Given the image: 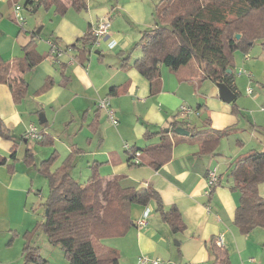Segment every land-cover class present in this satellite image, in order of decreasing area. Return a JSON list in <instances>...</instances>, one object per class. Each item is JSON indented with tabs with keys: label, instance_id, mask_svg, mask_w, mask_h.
Segmentation results:
<instances>
[{
	"label": "crops",
	"instance_id": "0c3cea01",
	"mask_svg": "<svg viewBox=\"0 0 264 264\" xmlns=\"http://www.w3.org/2000/svg\"><path fill=\"white\" fill-rule=\"evenodd\" d=\"M13 1L7 0L11 9L9 13L0 5V56L9 61L21 57V47L33 38L34 47L42 59L25 72L27 91L19 102H14L8 86L0 82V119L10 134L9 139L0 137V154L8 157L14 145L17 159L9 164V158V165L0 164L1 264H23L24 233L30 232L36 222L42 220L35 208L36 182L42 175L37 165L57 150L53 148L48 155L42 156L38 164L35 160L34 165L28 164L22 159L26 147L33 151L23 133L28 123L35 122V114L38 120L40 112L44 114L46 123H38L42 126V136L38 141L53 143L54 135H57L58 147L62 146L67 151L65 156L77 151L73 166L82 159L86 161L88 169L75 171L74 176L71 171L75 180L83 182L81 174L86 180L92 166L104 178L124 174L122 185L151 184L158 190L165 208L172 205L178 208L185 229L177 232L181 235L175 243L181 255H184L182 246L190 249L191 254L186 257L188 261L211 264L214 257L211 247L215 246L227 252L230 264H264V228L254 227L243 233L233 223L239 191L234 184H223L222 178V170L225 168L229 174L233 160L223 162L220 159L222 152L203 150L202 135L205 133L180 135L172 132L169 126L171 121L182 120L193 130L205 132L214 128L229 131L235 128L233 125L238 113L230 102L219 97L216 82L202 77L196 63L176 70L161 65L159 85L153 93L149 81L134 65L141 52L133 47L141 31L153 25L158 0H86V6L81 10L70 6L69 0H62L67 4L63 13L57 12L53 4H28L36 7L35 18L18 26L17 32L15 24H19L12 13ZM41 7L48 19L41 18ZM3 13H7V18ZM103 18L110 20L108 34L99 45L88 43L84 49L83 41L78 39ZM40 23L41 31L47 28L42 45L39 43L40 29L36 32ZM109 39H114L116 46L110 52L103 51L102 47H107ZM127 53L129 58L121 65L120 60ZM46 80L49 85L44 88ZM111 86H116L117 91L108 94ZM101 98H106L108 106L114 110L118 124H112L106 110L98 104ZM180 105L189 107L191 111L188 114L180 112ZM49 115L58 116V133L51 130ZM160 128L169 133L172 142L170 158L158 169L148 164H142L138 170L133 169L124 143L129 147L156 144L158 135L145 138L144 133ZM259 149L262 148L256 150ZM213 167L217 170L219 183L206 193L205 175ZM258 192L264 197V183L259 184ZM129 210L135 223L147 210V224L136 223L124 237L134 244L136 253L171 252L170 237L177 234H172L161 219L154 202L145 206L133 203ZM41 232H33L30 242L38 247L42 256L41 247L48 250L51 245L45 234L40 235ZM219 236L220 246L216 244ZM103 242L120 253L124 252L123 241L116 240V237L105 238ZM7 250L8 257H4L1 252Z\"/></svg>",
	"mask_w": 264,
	"mask_h": 264
},
{
	"label": "trees",
	"instance_id": "16d2710c",
	"mask_svg": "<svg viewBox=\"0 0 264 264\" xmlns=\"http://www.w3.org/2000/svg\"><path fill=\"white\" fill-rule=\"evenodd\" d=\"M53 4L57 12L63 13L67 4L62 0H26L24 5ZM68 4L76 10L84 9L86 0H69ZM32 8V7H30ZM239 33V37H236ZM257 37H264V0H158L155 4L153 25L141 31L136 43L140 55L134 60L138 72L144 76L153 93L159 85L160 66L171 70L190 63H196L202 77L214 82H224L235 94L231 67V52L237 47L245 48ZM83 48L91 42L90 32L83 35ZM264 47V42H263ZM22 56L12 60L0 56V82L5 83L14 102H19L27 91L24 74L42 59L34 47V39L22 47ZM129 54L120 62L124 65ZM48 81L44 83V88ZM49 85V84H48ZM117 91L111 86L109 93ZM236 112L238 108L232 105ZM184 118V117H183ZM46 123V122H45ZM44 124V123H43ZM173 132L177 126L189 131V136L202 135V149L215 150L220 136L228 129L193 130L181 120L170 122ZM159 136L156 144L144 147L126 148L130 165L148 164L158 169L170 158L171 140L169 133L162 128L147 130L145 138ZM0 137L10 138L8 128L0 119ZM181 138H186L181 136ZM139 151V162L134 163L135 152ZM76 150L68 153L54 169L50 164L56 153L42 159L37 170L48 182V195L41 203L47 212L37 221L30 232L24 233L22 248L23 264H45L38 247L30 242L33 232L42 230L51 246L60 247L67 264H120L118 249L104 244L103 240L125 234L136 223L130 216V205H147L154 202L161 219L174 233L182 232L185 223L175 205L165 208L157 189L151 184L144 186H124V174L100 176L94 166L90 176L83 182L71 175ZM12 164L16 159L15 146L8 157L0 154V164ZM23 161L34 165V153L26 147ZM233 186L239 191V201L234 209L233 223L243 233L254 227L264 228V197L258 186L264 183V148L249 151L235 157L228 172ZM214 255L211 264H230L224 249L211 247Z\"/></svg>",
	"mask_w": 264,
	"mask_h": 264
},
{
	"label": "rangeland",
	"instance_id": "374dc122",
	"mask_svg": "<svg viewBox=\"0 0 264 264\" xmlns=\"http://www.w3.org/2000/svg\"><path fill=\"white\" fill-rule=\"evenodd\" d=\"M17 3L21 5V13L24 16L25 21L29 19H34V12L30 8L29 5H24V0H15ZM0 5L3 10L7 13L11 11L8 6L7 0H0ZM42 12L41 18L43 20L48 19V15L43 11L41 7L39 9ZM4 12V11H3ZM7 13H3L4 17L7 18ZM46 22V21H45ZM6 24V21H2V24ZM47 24V22H46ZM41 23L37 25L36 30L40 27ZM17 24H15L16 32L18 30ZM9 27V26H8ZM46 27H48L46 25ZM47 30V28H46ZM46 30L40 29V40L39 43H45L44 32ZM239 34V33H238ZM264 37H257L250 44L246 45L245 48L237 47L232 50V63L229 68L233 73V82L235 84V98L230 102L231 105H236L238 113L235 122V128L230 129L227 134L220 136L218 140V144L215 148L216 152H222L221 160L226 162L228 160H234L235 157L243 154L250 149H258L264 148V47H263ZM92 45V43H89ZM40 48V47H39ZM103 51H112L113 49H109L108 47H102ZM137 50L140 49L139 45H135L133 47ZM136 54V53H135ZM239 69H244V73L238 72ZM250 73V77L246 74ZM247 86L252 88V94L246 92ZM34 123L38 126L41 131L42 126L38 124L37 114L34 115ZM49 125L51 126V130H55L58 133V116L55 118L53 115H49L48 117ZM111 122V121H110ZM112 123V122H111ZM113 124V123H112ZM46 128V126L44 127ZM49 128V126H48ZM38 140L40 139H28V145L33 148L35 154V161L38 164L39 160L43 158L45 154L48 155L53 148L56 151V157L53 159L50 164V168L54 169L57 165L60 164L61 159L65 156L67 152L64 150V147H58V136L54 135L53 143H41ZM22 142V141H20ZM23 144V143H21ZM59 148V149H58ZM20 149V147H19ZM82 161V162H81ZM76 166H73L71 169L72 175L74 176V172H79L80 170L84 171L87 168L86 161L81 160ZM231 163V162H230ZM81 167V168H80ZM141 165H133V169H139ZM96 168V167H95ZM89 169L92 170V167ZM103 170V169H102ZM225 170V168H224ZM222 170V178L223 184L228 183L229 185L233 184V179L230 174H227L226 171ZM224 171V173H223ZM229 172V170H228ZM81 181L85 180V177L81 174ZM87 178V177H86ZM37 192L35 196H37V203L35 205L36 213L39 217L43 219L44 216V207L41 203L45 200L48 195V182L45 176L39 175L37 179ZM138 184V183H136ZM238 191V190H237ZM33 209L32 211H34ZM131 228V227H130ZM176 236L170 237V245L171 252L165 251H157L156 253H136L135 246L132 242L124 237H126V233L123 235L115 236L116 240L123 241V253H119L120 264H152L150 261L146 262H138L140 256L147 257L150 260L159 259L161 261L160 264H195L188 261L186 257H188L190 253V249L182 246V251L184 255L179 253V249L175 243V240H178V237L181 235L179 233ZM40 235H44L43 232ZM113 238V237H112ZM107 244V243H106ZM48 245V244H47ZM50 247L48 250L42 248L41 253L44 254L42 257L46 260L45 264H67V258L64 255L63 250L58 246H48ZM163 247H165L163 245ZM9 249V248H8ZM7 251H2V255L4 257H8ZM166 253V254H165ZM172 253V254H171ZM46 256V257H45ZM187 260V262H186ZM2 261H0L1 264ZM9 264V263H8Z\"/></svg>",
	"mask_w": 264,
	"mask_h": 264
},
{
	"label": "built area",
	"instance_id": "2783aa9c",
	"mask_svg": "<svg viewBox=\"0 0 264 264\" xmlns=\"http://www.w3.org/2000/svg\"><path fill=\"white\" fill-rule=\"evenodd\" d=\"M12 13L14 15L16 22L19 24V26H22L25 23V19L21 13V5L19 3H17L16 1L12 2ZM109 26H110V20L107 18H103V19L96 21L91 26V29H90L91 43L94 45H99L100 40L108 34ZM50 44H51L52 48L54 49L55 44L53 42ZM106 45L109 49H113L116 46V41L114 39H109L106 41ZM238 72L244 73L245 70L239 69ZM246 75L248 77H250L249 72H247ZM252 91H253L252 88L247 86L246 92L251 94ZM98 104L106 110L109 120L114 125L118 124V119L115 117L114 110L108 106V101L106 100V98L99 99ZM179 111L182 113L188 114L191 110L189 107H187L185 105H180ZM41 136H42V133L39 130L38 126L34 122L28 123V125H27V127L23 133V137L25 139H40ZM124 147L128 148L129 147L128 143H124ZM139 156H140V152L136 151L135 156L133 158L134 163L139 162ZM218 183H219V177H218L216 168L215 167L209 168L206 172V175H205V184H206V191L205 192L208 193L211 190V188L218 185ZM146 214H147V210L144 211V215H143L142 219H139L138 221H136V223L140 224V225L147 224V220L145 218ZM216 244L219 246L221 245V237L220 236L217 237ZM146 261H150L152 264H160L161 263V261L159 259L150 260L144 256H140L138 259V262H146Z\"/></svg>",
	"mask_w": 264,
	"mask_h": 264
},
{
	"label": "water",
	"instance_id": "95a60500",
	"mask_svg": "<svg viewBox=\"0 0 264 264\" xmlns=\"http://www.w3.org/2000/svg\"><path fill=\"white\" fill-rule=\"evenodd\" d=\"M35 9L36 7H34L32 11H35ZM39 29L40 27L36 30V32H38ZM235 36L239 37V34L236 33ZM227 72H230V69H227ZM216 86L218 88V95L223 101L229 103L235 98V94L228 88V86L224 82H216ZM45 121H46V118L44 117V114L40 112L38 114V123H43ZM165 130L167 131L168 128H165ZM174 132L180 135H187L189 133V131L182 126L175 127ZM44 212L46 213L47 209H45Z\"/></svg>",
	"mask_w": 264,
	"mask_h": 264
}]
</instances>
